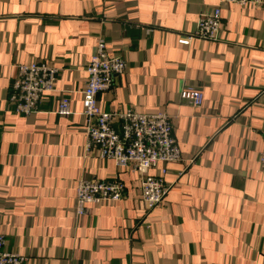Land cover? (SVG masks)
<instances>
[{
	"label": "crops",
	"instance_id": "1",
	"mask_svg": "<svg viewBox=\"0 0 264 264\" xmlns=\"http://www.w3.org/2000/svg\"><path fill=\"white\" fill-rule=\"evenodd\" d=\"M221 10L215 41L192 34ZM127 70L98 100L106 111L166 113L181 160L147 210L141 174L86 149L81 91L96 39ZM58 68L38 110L9 104L17 65ZM192 87L201 106L180 97ZM60 96L71 113L55 112ZM264 4L221 0H0V234L25 264H264ZM163 165L150 169L159 174ZM116 180V202L78 214L80 180Z\"/></svg>",
	"mask_w": 264,
	"mask_h": 264
},
{
	"label": "built area",
	"instance_id": "2",
	"mask_svg": "<svg viewBox=\"0 0 264 264\" xmlns=\"http://www.w3.org/2000/svg\"><path fill=\"white\" fill-rule=\"evenodd\" d=\"M240 6L262 5L264 0H221ZM221 30V10L212 7L201 14L195 24L193 37L204 41H215ZM87 80L81 91L83 110L88 119L86 127V149L95 146L99 156L112 160L118 168L133 166L141 174L140 195L147 210H152L166 197L170 185L163 176L166 164L181 160V151L173 133V124L164 112L152 114L133 110H104L98 94L110 90L116 77L124 74L127 63L120 55H109L106 41L98 36L93 53L86 65ZM58 68L43 60L17 65V73L11 84L9 104L14 112L29 115L38 110L42 95L55 88ZM180 97L194 107L201 106L203 93L192 87L180 91ZM55 112L71 113L70 100L60 96ZM264 137V133H263ZM259 163L264 168V145L259 153ZM163 165L159 174L149 170ZM125 186L119 180H80L77 183V213L82 214L87 205L100 202H116L123 198ZM25 256L8 250L3 234H0V264H25Z\"/></svg>",
	"mask_w": 264,
	"mask_h": 264
}]
</instances>
